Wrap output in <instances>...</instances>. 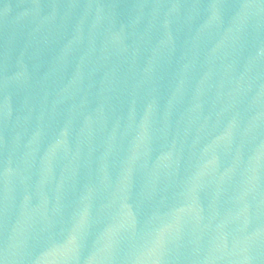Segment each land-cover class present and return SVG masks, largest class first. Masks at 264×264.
<instances>
[{
  "label": "water",
  "instance_id": "water-1",
  "mask_svg": "<svg viewBox=\"0 0 264 264\" xmlns=\"http://www.w3.org/2000/svg\"><path fill=\"white\" fill-rule=\"evenodd\" d=\"M0 264H264V0H0Z\"/></svg>",
  "mask_w": 264,
  "mask_h": 264
}]
</instances>
